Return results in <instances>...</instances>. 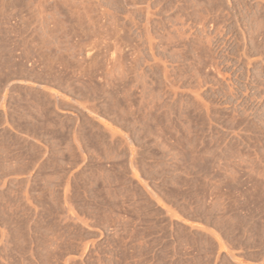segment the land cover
<instances>
[{
    "label": "rangeland",
    "instance_id": "obj_1",
    "mask_svg": "<svg viewBox=\"0 0 264 264\" xmlns=\"http://www.w3.org/2000/svg\"><path fill=\"white\" fill-rule=\"evenodd\" d=\"M0 264H264V0H0Z\"/></svg>",
    "mask_w": 264,
    "mask_h": 264
}]
</instances>
